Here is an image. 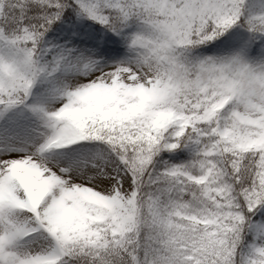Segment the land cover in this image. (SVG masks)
<instances>
[{
    "label": "snow or ice",
    "instance_id": "1",
    "mask_svg": "<svg viewBox=\"0 0 264 264\" xmlns=\"http://www.w3.org/2000/svg\"><path fill=\"white\" fill-rule=\"evenodd\" d=\"M0 264H264V0H0Z\"/></svg>",
    "mask_w": 264,
    "mask_h": 264
}]
</instances>
